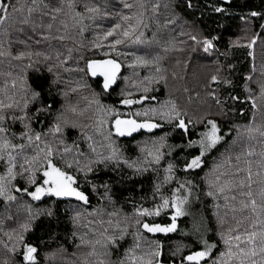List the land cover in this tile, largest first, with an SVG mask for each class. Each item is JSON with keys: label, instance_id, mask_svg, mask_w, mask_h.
Wrapping results in <instances>:
<instances>
[{"label": "snow or ice", "instance_id": "snow-or-ice-1", "mask_svg": "<svg viewBox=\"0 0 264 264\" xmlns=\"http://www.w3.org/2000/svg\"><path fill=\"white\" fill-rule=\"evenodd\" d=\"M177 3L178 0H103L102 4L94 0H59L53 4L52 0H30L20 4L0 0V25L19 24L21 27L15 30L27 37L17 38L16 43L25 47L15 51L7 28L0 41V58L8 61V70L3 72L0 83V200L6 208L16 204L26 209L15 227L5 228L0 220L3 233L0 264H264V120L260 124L250 120L243 126L230 125L227 131L221 127V121H227L229 112H235L238 103L250 102L253 113L260 112L264 117V63L256 80L258 95H253L250 88L252 73L257 72L255 64L245 76L244 101L231 94L221 98L219 86L232 84L223 74L224 69L230 70L233 65L222 64L218 59L212 61L216 66L200 83L202 91L195 93L198 101L195 109L190 107L191 93L187 105L149 95L154 91L153 84L167 79L161 67L164 59L161 53L184 52L187 48L213 56L220 51L214 43L219 37L203 35L194 22L187 31L181 28L179 35L187 37L179 41L184 47L177 46L175 37L163 42L157 38L161 29L178 23ZM229 3L230 0H224V4ZM185 5L193 9L194 0H185ZM207 7L221 16L231 15L224 6L208 3ZM257 17H264V12L249 10L240 16L244 35L230 39L229 49L243 44L250 49L248 55L253 56L251 49L258 36L248 33L252 31L253 18ZM108 18L115 22L90 44V50L107 49L102 52L103 58L74 56V52H80V45H62L66 51L53 49V56L48 51L32 50L28 43L73 40L72 31L83 35L89 27L85 21ZM152 25L157 32L147 40L144 30ZM259 27L264 30V23ZM37 35L40 39H35ZM153 44L161 51L138 54L135 50H121L131 45ZM95 54L93 51L92 56ZM220 55L227 56V52ZM121 56L125 60L132 57L127 63L136 77L124 76V87L118 93V103L127 111L101 103V93L91 90L89 79L102 78L97 80L99 87L103 93H110L120 78L124 63L118 59ZM70 61H74L72 66ZM138 68H147L150 74L140 78ZM61 69L80 75L64 79ZM146 101L155 103L145 105ZM135 105L141 107L133 110ZM240 111L243 113V109ZM158 129L162 130L159 135L155 131ZM141 130L150 135L136 143L138 155L134 159L124 156L118 138L132 137ZM233 130L236 135L228 145L225 137ZM70 131L76 134L66 135ZM170 138H179V143L169 144ZM237 141L240 151L235 150ZM252 141L259 145L258 151ZM222 142L227 146L221 152ZM213 151L219 154L204 175L199 176L197 170L204 171L206 157ZM181 159L179 171L186 177H199L202 188L194 179H179L177 165ZM101 166L121 179L127 177L134 182L146 173H154L153 206L133 202L130 213L118 208L111 177L93 182ZM173 184L165 191L166 186ZM136 187L143 191L142 184ZM85 188L99 198L98 204L90 209L87 207L91 203L90 194ZM201 192L212 201L216 227L212 229V221L203 217L200 222H193L191 231L198 247L175 243L166 248L161 240L153 238L157 233L167 237L177 232L178 218L190 214L189 205L193 199L200 200ZM21 197L29 199L21 202ZM44 197L49 198V203L34 206L32 202L43 203ZM62 200L68 206L61 213ZM162 213H167L170 223L150 219ZM6 219L11 221L14 217L9 213ZM61 223L71 227L61 232ZM38 227L44 233L40 245L28 235ZM212 231L215 240L207 236ZM129 237L131 243L126 244ZM53 244L56 247H51ZM66 244L72 245L71 252Z\"/></svg>", "mask_w": 264, "mask_h": 264}, {"label": "trees", "instance_id": "trees-1", "mask_svg": "<svg viewBox=\"0 0 264 264\" xmlns=\"http://www.w3.org/2000/svg\"><path fill=\"white\" fill-rule=\"evenodd\" d=\"M3 3H20V4H27L30 3V0H2ZM47 2V0H45ZM53 4L59 2V0H52ZM96 3H103V0H94ZM116 2V0H113ZM208 3H215L221 6H224L228 9L231 15H224L221 16L220 14H216L211 11L207 7ZM194 8L188 9L185 5V0H178L176 12L177 15L180 17L178 23L176 25L169 26L168 29H161L158 32L157 38L163 42V40L170 39L175 37L177 41L178 47H184L179 44L180 40H187V37L180 36L179 33L181 28L187 31L191 27V23H195L196 27L201 30L203 35H217L219 37L218 40L214 41L216 47L220 50L216 52L213 56H208L203 51L197 52H190L187 48H185L184 52H177L172 51L167 54L161 53L164 55V59L161 61V67L164 69V75L166 76L165 80H161L159 83L153 84L154 91L151 92L149 95H156L160 100L164 99H173L177 103L181 105L188 104V97L189 93L193 95V103L190 105L192 109L197 107L198 101L196 100L195 93L198 91H202L200 88V83L205 79L207 75L211 73L213 68L216 66L212 63L214 60H219L222 64H231L233 65L232 69H224L223 74L227 76L231 81L232 84L230 86L220 85L219 86V94L221 98L231 95H238L241 98V101L245 100L247 93L245 92L244 84H245V76L251 73L253 64L257 67V72L252 73L253 81L250 84V88L252 90L253 95L259 94V87L256 83V80L259 78V67L262 63H264V30H262L259 25L264 23V17H257L253 18V24L250 26L252 31L248 33V35H257L258 39L256 44L254 45L251 51L253 52V56H249L248 49L243 44L239 47H232L228 48V42L230 39H236L238 36H243L244 32L241 31L242 21L240 20L241 15H245L249 10H256L264 12V0H230L229 4H224V0H194ZM83 10L82 8L80 9ZM45 20L48 18L45 17ZM115 20L112 18L108 19H97L95 22L93 21H85L89 25L83 35L77 34L75 31H72L73 40H65L64 42L59 41H48V42H41L40 44H36L34 40L28 41L32 50L38 51H48L51 52L52 55H55V51L53 49H58L61 52H65L66 48L62 45H66L68 47H75L80 45V52H74L73 55H85L90 58H103L102 52L106 51L107 49H103L97 51L95 49L90 50V44L92 41L96 39V36L101 33L102 31L107 30L114 23ZM187 22V23H186ZM220 25H223L222 27ZM21 27L19 24L15 25V27H10L9 24L0 25V41L3 40V33L4 29H8L11 33V38L13 40V51L16 49H22L25 46L22 44L16 43L17 38L26 39L27 37L16 31L15 28ZM175 29L172 31L171 29ZM30 32V29L28 30ZM145 39L151 40L153 32H157L155 25H152L150 28L145 29ZM35 39H40L39 35L35 37ZM104 44H107L108 41H104ZM191 43V41H188ZM246 43V42H245ZM49 44L52 45V48H49ZM123 51H131L135 50L138 54H144L145 52H160L161 49L157 47L155 44L151 45V47L147 45H131L127 48L121 47ZM95 51V56H92V52ZM220 52H227V56L220 55ZM115 54H113L114 56ZM121 61H124L122 66V71L120 73V78L117 80L115 87L111 88L110 93H103L102 89L99 87V83L96 80L90 79L91 82V90L101 93L99 99L101 103L105 105H115L117 108H120L121 111H127L128 109L124 108L123 106L119 105L118 100L120 99L118 93L124 87V76H129L132 79L136 77L133 76V70L128 67V61L132 59L131 56L125 60V57L121 56L118 58ZM177 60L180 61L177 64ZM0 83L3 82V72L8 70V61L4 58H0ZM185 61H187V65H185ZM13 64H17L19 62L12 61ZM74 61H70L69 65L72 66ZM14 72L18 71V69H12ZM61 75L64 79H75L78 78L80 74L78 73H67L64 72L62 69ZM136 71L139 74L140 78H143L145 75L150 74V70L147 68H138ZM173 73L176 74V78H173ZM47 75V73H45ZM63 86V84L61 85ZM188 88L189 92H185L184 89ZM134 94L136 96L139 93H136L135 90ZM87 94V92L85 93ZM75 99V98H74ZM149 103H155L154 101H146L145 105ZM229 106L232 105V101H228ZM59 107V104L56 105ZM141 105L133 106V110L135 108H139ZM240 109H243V113H241ZM43 119V117H42ZM250 120H254L256 124H260L264 117L260 112L253 113L251 109V103H238L236 104V111L229 112L227 121H221V127L224 131L228 130L230 125L236 126H243L246 125ZM17 130H19V125L15 126ZM39 129V125H36ZM200 126H197V130H199ZM162 133V130H156V134L159 135ZM76 133L75 131H70V133H66V135L74 136ZM150 134L143 132L134 133L132 137H122L118 138V144L121 148V151L124 156L134 159L137 155L136 143L143 139H146ZM236 133L235 130L225 137V141L228 145H230L235 137ZM70 142V140H69ZM169 144L179 143V138L176 140L169 139ZM252 144L256 146L257 151L259 150V145L252 141ZM227 146L222 142V145L219 146V151H223L224 147ZM236 151H240L239 141L235 146ZM219 154L217 151H213L210 155L206 157V165L204 166V171L197 170L199 172V176H203L204 172L207 171L208 167L211 165L212 160ZM167 163V161H165ZM183 160H180V163L177 165V174L179 179L183 180L187 179H194V182L199 185V187H203V181L199 179V177H193L191 175L185 176L184 173L180 172V168L182 167ZM2 171V168H0ZM125 172H128L127 169H124ZM162 173V169H161ZM154 173H146L144 177L137 178L134 182L132 180L121 179L119 175H116L111 171V169L105 171L101 166L100 173L96 179L93 180L94 183H100L104 180H108L111 177L110 183L112 184L115 190V197H116V206L118 208L122 207L124 211L131 212L132 211V203L135 202L136 204L143 205L145 207H152V199H151V192H152V181L154 179ZM21 186H24L23 181H19ZM142 184L143 191H139L136 185ZM175 185L166 186L165 191L168 190L170 187H174ZM86 191L90 194L91 203L87 206L89 209L96 206L98 204L99 198L96 195L91 194L90 188H85ZM103 189H101V192ZM19 196V194H17ZM147 197V199H145ZM200 200L193 199L191 205H189V215L179 217L177 220V228L178 231L174 233H169L166 236L162 235H155L153 238L161 240L165 247L167 248L169 245H173L175 243H183L189 245L190 248L198 247L199 245L196 244V237L192 233L193 222H200L201 218H205L207 220H211L212 223L210 227L215 229V221L212 218V201L210 198L204 197L203 193H200ZM27 197H21V202L27 200ZM43 203L41 202H32L36 207H44L45 204L49 203V198L44 197L42 198ZM222 202V201H221ZM75 203V201H73ZM68 206V202L66 200L60 201V210L61 213L63 210ZM110 207V206H109ZM26 209L18 208L16 204H13L10 208H6L4 202L0 200V220L3 221V226L7 227H15L16 222L22 220ZM11 213L14 217L13 220H7L6 216ZM152 221L157 223H170V219L167 213H162L159 217L150 218ZM71 226L68 223H61L60 230L63 232L65 229H69ZM181 232L187 233V235H181ZM29 238L32 242L40 245L41 238L44 236L41 228H36L33 232L29 233ZM148 236H152L149 233H146ZM208 238L215 240L217 239L215 235V231L207 233ZM0 238H3V233L0 232ZM127 243H131V237L128 238L126 241ZM68 247L69 252L72 251V245L66 244ZM51 247H56L55 244L51 245ZM188 249H186L187 251ZM215 251V250H214ZM3 256V251L0 249V258ZM41 262H43V246L41 245V252H40ZM167 259V257H166ZM178 264V262H177Z\"/></svg>", "mask_w": 264, "mask_h": 264}, {"label": "water", "instance_id": "water-1", "mask_svg": "<svg viewBox=\"0 0 264 264\" xmlns=\"http://www.w3.org/2000/svg\"><path fill=\"white\" fill-rule=\"evenodd\" d=\"M121 71H122V68H121ZM120 73H121V72H120ZM96 79H102V78H96ZM116 83H117V82H116ZM115 85H116V84H115ZM115 85H113L112 88L115 87ZM158 130H159V129H158ZM155 131H156V130H155ZM149 234H150V233H149ZM150 235L153 236V234H150ZM155 235H162V236H164V234H160V233H157V234H155ZM155 235H154V236H155Z\"/></svg>", "mask_w": 264, "mask_h": 264}]
</instances>
